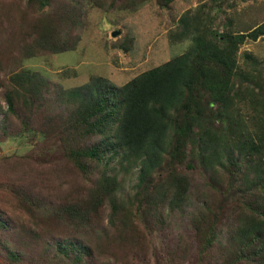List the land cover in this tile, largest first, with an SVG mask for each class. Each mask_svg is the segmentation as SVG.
<instances>
[{"label":"trees","instance_id":"trees-1","mask_svg":"<svg viewBox=\"0 0 264 264\" xmlns=\"http://www.w3.org/2000/svg\"><path fill=\"white\" fill-rule=\"evenodd\" d=\"M151 1L64 0L47 11L51 0H26V10L0 12L4 121H20L16 135L57 141L83 177L99 170L83 197L16 191L30 226L9 247L3 235L14 227L0 214L10 264H129L179 213L201 263L264 264V60L246 52L239 60L247 40L264 37L263 25L235 32L228 21L219 33L203 7L186 11L173 35L190 41L187 50L119 86L92 76L66 87L77 71L56 66L57 55L78 49L91 11L119 24ZM154 1L170 9L177 0ZM132 43L126 36L104 48L127 53ZM39 59L53 77L25 66ZM8 129L4 122L3 136ZM106 202L101 227L96 206Z\"/></svg>","mask_w":264,"mask_h":264},{"label":"rangeland","instance_id":"rangeland-1","mask_svg":"<svg viewBox=\"0 0 264 264\" xmlns=\"http://www.w3.org/2000/svg\"><path fill=\"white\" fill-rule=\"evenodd\" d=\"M63 2L64 0H51V5L46 10L50 11L52 8L54 11ZM15 7L26 10V0H0V12ZM199 7L205 9V16L212 18L214 29L219 33L228 21L235 32L264 26V0H177L170 9L159 8L153 0L119 24L113 23L111 18L99 22L100 14L93 10L88 15V27L81 33L78 49L54 58L57 67L77 71L76 76L70 77L66 87H79L92 76L106 77L119 86L183 53L190 41L175 40L173 34L176 32L177 21L184 12L194 13ZM113 32L120 34L113 38ZM126 36L133 38L130 52L122 53L117 49L107 52L104 48V44L109 48L115 40L119 38L123 41ZM89 46L91 47L88 48ZM245 52L256 59L264 60V37L256 41L247 40L240 48V61ZM42 59L47 60V57ZM42 59L27 62L25 66L40 72L46 71L53 77L55 71L45 65ZM1 92L0 89V106L6 110ZM4 119L0 112V127L4 122L7 126L10 124V136L5 137L0 132V214L8 221V226L14 227L3 235L5 243L14 247L23 241L18 234L19 229L30 226L29 217L16 201L17 190L61 191L62 194L73 191L83 197L85 189L94 182L93 174H98L99 170L92 168L89 179L83 177L63 158V151L57 141H52V146L40 142V134L36 132L16 135L14 133L21 132L20 121L12 117L5 121ZM96 209L99 211L102 227V224L108 222L110 208L106 202L97 205ZM181 214L171 215L167 219L165 236L160 233L153 234L146 253H142L137 259L132 257L129 264H204L196 257V243L191 240L190 225ZM9 262L2 256L0 248V264H10ZM100 262L107 264L108 260L104 258Z\"/></svg>","mask_w":264,"mask_h":264},{"label":"water","instance_id":"water-1","mask_svg":"<svg viewBox=\"0 0 264 264\" xmlns=\"http://www.w3.org/2000/svg\"><path fill=\"white\" fill-rule=\"evenodd\" d=\"M118 34H120V32H117V34H116V32H113V33H112V36H113V37H116Z\"/></svg>","mask_w":264,"mask_h":264},{"label":"clouds","instance_id":"clouds-1","mask_svg":"<svg viewBox=\"0 0 264 264\" xmlns=\"http://www.w3.org/2000/svg\"><path fill=\"white\" fill-rule=\"evenodd\" d=\"M112 36V35H111ZM118 36V35H117ZM113 37V36H112ZM113 38H115V37H113Z\"/></svg>","mask_w":264,"mask_h":264}]
</instances>
